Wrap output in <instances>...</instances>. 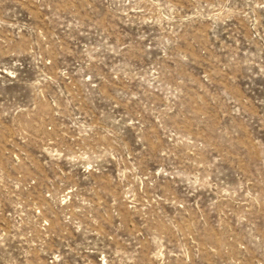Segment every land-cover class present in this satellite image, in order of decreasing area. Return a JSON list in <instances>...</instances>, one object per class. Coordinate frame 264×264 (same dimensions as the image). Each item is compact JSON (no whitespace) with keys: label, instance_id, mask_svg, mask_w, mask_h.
Returning a JSON list of instances; mask_svg holds the SVG:
<instances>
[{"label":"rangeland","instance_id":"obj_1","mask_svg":"<svg viewBox=\"0 0 264 264\" xmlns=\"http://www.w3.org/2000/svg\"><path fill=\"white\" fill-rule=\"evenodd\" d=\"M0 264H264V0H0Z\"/></svg>","mask_w":264,"mask_h":264}]
</instances>
